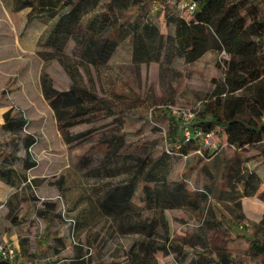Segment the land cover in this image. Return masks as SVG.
Wrapping results in <instances>:
<instances>
[{
  "label": "rangeland",
  "instance_id": "rangeland-1",
  "mask_svg": "<svg viewBox=\"0 0 264 264\" xmlns=\"http://www.w3.org/2000/svg\"><path fill=\"white\" fill-rule=\"evenodd\" d=\"M25 1L0 0V104H9L27 121V133L35 139L29 150L35 162L32 172L40 182L31 201L15 209L19 225L4 226L7 237L15 234L12 241L24 245V251H17L18 255L6 264L182 263L184 256L174 252L165 255L162 251L132 261L128 252L134 234L111 232V220L100 210L92 193L102 190L107 182L122 180L123 174L113 171L114 161L104 165L112 137L119 142L118 162L159 159L166 166L164 181L169 186L207 191L209 207L223 222L221 230H205L213 256L217 251H226L242 263L262 264L263 258L253 252L251 241L264 245V229H258L264 214V142L236 149L216 128L209 137L195 141L198 148L207 150L206 155L194 144L187 155L172 149L171 118L183 125L185 120L192 122L194 116L185 119L184 113L191 110L195 114L203 107L213 89L211 79L219 78L226 58L224 53L216 55L209 50L188 63L166 45L168 33L172 32L166 19L186 17L188 0H165L162 4L150 0L145 14L131 7L132 0H72L80 7L72 37L76 43L92 33L85 30L91 19H95V30H104L103 37L117 40L110 56L105 60L96 57L95 63L82 56L76 43L69 44L65 55L45 61L38 48L25 49L26 43H33L32 31L39 30L44 22V18L41 20L37 13L23 7ZM56 1L64 11L71 4L70 0ZM246 11L250 13L249 6ZM132 24H136L139 34L143 32L146 54L134 51L136 28ZM144 24L157 29L152 40L144 34ZM43 73L55 91L71 87L75 77L81 89L100 101L98 107L87 103L85 114L57 121L42 93ZM78 134L82 135L76 137ZM13 145L19 153L25 152L22 139L13 140ZM234 159L239 169H234L233 179L224 165ZM244 181H248L247 188ZM143 184L138 182L131 201L135 208H142L145 217L153 215V210L145 207ZM149 185L153 187L155 183ZM227 188L234 189V203L224 202L230 198ZM44 201L50 205L44 206ZM199 207L197 210L172 203L167 209L154 211L159 232L175 241H180L182 234L192 238L201 228L199 211L204 207ZM78 218L82 224L79 233L69 221L77 222ZM12 241L7 242L13 244ZM191 243L196 247L194 240ZM195 253L186 251L187 257Z\"/></svg>",
  "mask_w": 264,
  "mask_h": 264
},
{
  "label": "trees",
  "instance_id": "trees-1",
  "mask_svg": "<svg viewBox=\"0 0 264 264\" xmlns=\"http://www.w3.org/2000/svg\"><path fill=\"white\" fill-rule=\"evenodd\" d=\"M68 5L66 11L61 10L57 21L56 29L60 30L63 36L74 37V31L79 23L80 7L79 4ZM115 3L116 0H111ZM122 1V0H121ZM150 0H132L131 7H137L139 12L144 11ZM165 3V0H158ZM195 2V8L184 16H171L166 19L172 32L168 33L166 42L175 56L182 58L185 62L191 63L199 59L204 53L211 50L216 55L226 54L222 60V71L219 78H212L213 89L209 98L204 100L203 107L195 111L191 123H187L190 131V139L184 141L182 124L171 118L173 130L169 137L172 149L182 155H187L191 145L199 137H204L207 133H213L218 128L226 136V143L236 149H244L246 146H255L264 142V0H190ZM125 3V1H123ZM26 5L36 13L48 12L50 16L57 11L54 10L56 0H26ZM48 5L47 8H45ZM49 5L51 7H49ZM45 6V7H44ZM250 7L247 13L246 7ZM45 8V9H43ZM94 20L91 19L86 25V31H92L88 36L78 39L76 49L80 50L82 56L89 59V62H96V57L101 60L107 59L117 40L110 36L103 37V29L94 27ZM135 29L134 51L146 54L147 47L144 45L142 34L138 33L136 24H132ZM94 31V32H93ZM144 34L152 40L157 29L144 24ZM60 33V34H61ZM112 36V35H111ZM59 38V34L55 39ZM75 39V38H74ZM162 39V38H160ZM156 46L161 45L155 43ZM162 46V45H161ZM159 51V49H158ZM70 74L73 73L69 71ZM42 85L43 94L49 101V105L54 110L57 121L69 119L86 113V106L90 104L93 108L98 107L100 101H96L94 96L81 89L76 83L75 77L72 79V86L66 91H55L47 76L43 73ZM76 82V83H75ZM88 103V104H87ZM4 123L2 127L6 130L23 131L26 120L21 115L14 118L11 110L3 115ZM181 130V133L179 131ZM199 132V134H198ZM83 134V133H82ZM82 134L76 135L79 137ZM22 145L25 149L26 157L24 167L28 168L35 165L29 160L30 147L35 143L31 133H24L21 137ZM119 142L112 137L107 145V152L104 156V165L113 162L116 167L113 169L118 175L123 174L122 180L115 184L107 182L100 191L94 190L93 196L99 205L100 210L111 220V232L116 231L120 234L130 233L138 236L137 240L129 249L131 260L151 257L156 251H162L165 255L174 252L176 256H184L181 264H245L226 251H217L215 256L208 248L207 239L202 232L203 227H218L219 222L214 218L212 208L207 203V191L189 189L179 186H169L165 183L164 164L159 159L149 161L142 158L140 161H117ZM117 145V146H115ZM201 154H207L203 147ZM232 166L237 171L239 165ZM167 171V169H166ZM228 173L230 172L227 170ZM10 172V170H9ZM8 172V173H9ZM228 176V175H227ZM234 179V172L230 175ZM248 176H255L250 174ZM139 181H143L142 190L144 193L145 207H151L153 215H142V208H135L132 204V194L137 188ZM245 182L247 188L248 181ZM149 183H155L153 187ZM99 194V195H96ZM46 206L50 202H43ZM42 203V204H43ZM172 203L179 206H188L199 211V224L201 228L195 232L192 238L182 234L180 241L168 239L157 227L156 217L160 210L167 209ZM206 204V206H205ZM17 208L16 206L14 207ZM9 208L8 216L11 222L15 221V215ZM154 211L156 213H154ZM211 219H206V216ZM108 219V220H109ZM76 224V223H75ZM74 224V226H75ZM258 229H264V214L258 224ZM111 235V234H110ZM195 241L193 247L191 241ZM24 240V238L22 239ZM251 248L255 254L263 258L264 264V245L258 244L254 239L251 241ZM195 250L196 255L187 257L186 251ZM7 261H0L6 264Z\"/></svg>",
  "mask_w": 264,
  "mask_h": 264
},
{
  "label": "crops",
  "instance_id": "crops-1",
  "mask_svg": "<svg viewBox=\"0 0 264 264\" xmlns=\"http://www.w3.org/2000/svg\"><path fill=\"white\" fill-rule=\"evenodd\" d=\"M25 9L27 8V11L31 13V7L29 5H24ZM45 7V6H44ZM48 5L45 7L47 8ZM49 7H51L49 5ZM43 8V9H45ZM57 12L50 16L48 12L45 10L42 12H38L36 16H40L41 20L44 18V22L42 23L43 27H41L39 30L32 31V37L34 38L33 43L29 44L26 43L24 46L25 49L33 50L38 48L41 58L43 61L49 60V57H59L66 54V48L69 46L70 43H73L75 45V41L72 39L71 36H63L60 30L56 29L57 21L59 18V13L61 12L62 8L59 9V7L54 6L53 8ZM64 11V10H63ZM36 13V12H32ZM172 26V25H171ZM172 28V27H171ZM61 33V34H60ZM59 34V38L55 39V36ZM67 70H69L67 68ZM70 73V72H69ZM71 87H69L66 90H69ZM66 90H58L59 91H66ZM43 93V91H42ZM44 98L48 101V99L43 94ZM51 107V106H50ZM11 110V115L14 118H17L19 115H17L14 112V108L11 107L9 104H0V241H12L13 238H15V234H12L7 237V228L4 227L6 225L17 227L21 220L15 218L14 222H11L10 217L8 216L9 208L13 210L12 213L15 215V206L16 207H24L25 203L31 201V196L35 194V189H37L39 186V180L36 175L33 174L32 170L34 166L25 168L24 167V159L26 157L25 152L23 154L19 153V151L16 150V148L11 146V143L13 140H16L17 138H20L23 136V133L20 130H6L2 127V124L4 123V113L6 111ZM52 112L54 114L55 119L56 115L54 113V110L52 109ZM224 134V133H223ZM225 136V134H224ZM225 142H226V136H225ZM16 160H19L20 162L15 163ZM29 160L31 159V154L29 155ZM234 164V163H233ZM245 165V164H242ZM224 169L229 170V174L231 175L234 172V166H232V163H227L224 165ZM10 170V172H9ZM9 172V173H8ZM40 178V177H39ZM33 190V192H32ZM234 189L233 188H227L226 195L230 198L225 200L224 202L230 204L231 202L234 203ZM214 213V211H212ZM214 218H216V221H218L220 224L218 227H203V233L205 234V230L207 229H217L221 230L223 227V222L221 219L218 218V216L214 213ZM200 219V217H199ZM206 219H211V216L207 215ZM158 220V219H157ZM76 228V232L79 233L81 229V222L79 218L77 219V222L74 220ZM156 224H158L156 222ZM12 229V227L10 228ZM14 236V237H13ZM135 240L138 239V236L134 234ZM23 236L21 235L20 241H23ZM94 239V235L91 234L90 240ZM13 242V241H12ZM16 253L18 255L17 251H24V245L20 242V245L18 246L16 241L15 243ZM20 247V249H18Z\"/></svg>",
  "mask_w": 264,
  "mask_h": 264
},
{
  "label": "built area",
  "instance_id": "built-area-1",
  "mask_svg": "<svg viewBox=\"0 0 264 264\" xmlns=\"http://www.w3.org/2000/svg\"><path fill=\"white\" fill-rule=\"evenodd\" d=\"M195 6H196L195 2L188 0L189 12L192 11L195 8ZM183 116L185 119L192 118L194 116V112L190 110L187 113H184ZM26 127H27V121L23 128V131L27 133ZM182 127H183L182 133H183L184 141H188L190 139V131L188 129L186 120ZM211 134L212 133H207L206 135H204V137H209ZM69 221L71 222L72 225H74V219H70ZM15 256H16L15 246L10 242L0 241V261H7V262L12 261L15 258Z\"/></svg>",
  "mask_w": 264,
  "mask_h": 264
}]
</instances>
